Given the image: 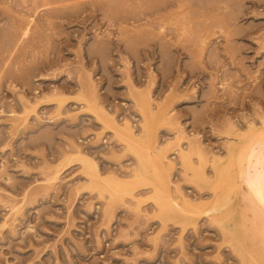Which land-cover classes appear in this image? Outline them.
Wrapping results in <instances>:
<instances>
[{"label": "rangeland", "instance_id": "rangeland-1", "mask_svg": "<svg viewBox=\"0 0 264 264\" xmlns=\"http://www.w3.org/2000/svg\"><path fill=\"white\" fill-rule=\"evenodd\" d=\"M260 132L264 0H0V264H264Z\"/></svg>", "mask_w": 264, "mask_h": 264}, {"label": "bare ground", "instance_id": "bare-ground-1", "mask_svg": "<svg viewBox=\"0 0 264 264\" xmlns=\"http://www.w3.org/2000/svg\"><path fill=\"white\" fill-rule=\"evenodd\" d=\"M46 7V6H45ZM28 27L26 26L24 29H23V34H27L28 32ZM12 42V41H11ZM7 61V60H6ZM27 102V101H26ZM145 110V109H144ZM148 110V109H147ZM146 111V110H145ZM104 113V112H103ZM146 113V112H145ZM150 113V111L148 112ZM149 115V114H148ZM145 127V126H144ZM144 129V128H143ZM148 130V129H147ZM145 132V131H143ZM262 132V131H261ZM260 132V133H261ZM118 133V132H117ZM146 133V132H145ZM258 134L256 133V137L255 140H253V142H247L246 145L244 146L243 148V152L241 155H239L238 157H235V158H238L236 160H238L239 162V167H240V170L237 169V172L238 173V177H237V182L238 184L241 183L240 185L243 187L245 186L246 184H249V185H253L254 186V189L255 190H252V192H249L250 194V200L248 201L249 202V205H246L247 206V210L249 212V217L248 218H245L244 221L248 222V229L251 230V233L253 235H260L261 234V238L259 240L260 244H262V246L264 245V132L261 133V134ZM131 135V134H130ZM129 136V135H127ZM125 137V136H124ZM123 137V138H124ZM128 138V137H127ZM126 137H125V141L127 142V144H129L128 146L131 148V149H134V147H132L133 145L131 144V142L134 140L131 136L130 138V141L128 142ZM138 141V140H137ZM135 142V140L133 141V143ZM139 142V141H138ZM156 143V142H155ZM145 144V143H144ZM139 145V144H138ZM144 147V146H143ZM134 151V150H133ZM135 151H138V150H135ZM144 151L145 153L142 155L138 154L136 155L137 157V161H138V164H139V168L141 169V172H147L149 171V164L146 157H144V155L146 154V151L145 150H142ZM148 151V150H147ZM135 153V152H134ZM233 154V153H232ZM233 158V157H232ZM88 160V159H87ZM86 160V161H87ZM235 160V159H234ZM235 160V161H236ZM85 161V162H86ZM150 161V159H149ZM161 161V160H160ZM159 161V162H160ZM162 162V161H161ZM89 163V162H88ZM164 163V162H163ZM92 164V162H91ZM162 164V163H161ZM165 165V164H164ZM237 166V167H238ZM238 167V168H239ZM87 168L89 170L92 169V167L89 165H87ZM161 169V168H159ZM96 170V169H95ZM153 170V169H152ZM161 171V170H160ZM97 172V171H96ZM95 172V173H96ZM150 172V171H149ZM94 174V173H93ZM158 174V172H157ZM89 175V174H88ZM97 175H94V177H96ZM236 176V175H234ZM233 176V177H234ZM93 177V176H92ZM93 177V178H94ZM99 178V177H98ZM151 178V177H150ZM236 178V177H235ZM100 179V178H99ZM156 179V178H155ZM154 179V180H155ZM114 180V179H112ZM111 180V182H112ZM235 180V181H236ZM115 181V180H114ZM113 181V182H114ZM118 181V180H117ZM115 181V182H117ZM151 181V180H150ZM102 182H105L104 184H100V186H98V189L100 191V193H108L110 195V197H117L119 195V193L121 192V190H124V191H127L129 188H126L127 186H124L123 183L122 185L119 184L118 181L117 183H111L109 185H106V180L102 181ZM123 182V181H121ZM152 182V181H151ZM159 181H154L152 182L151 185H154L153 186V189L155 191V196H156V199H159V197L162 196V190L160 189L159 185L158 184ZM97 183V184H98ZM108 183V182H107ZM150 183V182H149ZM145 184V183H144ZM132 185V184H131ZM238 186V185H237ZM249 186V188L252 189V187ZM94 188V187H93ZM95 188H96V185H95ZM120 190V192H118ZM217 190V189H215ZM123 192V191H122ZM220 193V192H219ZM114 194L116 196H114ZM249 194H248V198H249ZM165 195L167 196L166 192H165ZM165 196V197H166ZM155 199V198H154ZM165 199V198H164ZM220 199V198H219ZM162 200L163 198L161 199V203H162ZM171 201V200H170ZM168 203V202H167ZM218 203V202H216ZM163 209H166V206L165 204L163 205ZM161 206V208H162ZM245 206V205H244ZM243 206V207H244ZM259 206V207H258ZM261 207V208H260ZM260 208V209H258ZM174 209V208H173ZM172 209V210H173ZM245 210V209H244ZM246 211V210H245ZM176 212V211H175ZM190 212V211H189ZM247 213V212H246ZM189 216V215H188Z\"/></svg>", "mask_w": 264, "mask_h": 264}]
</instances>
